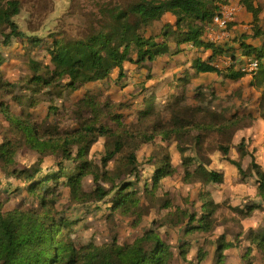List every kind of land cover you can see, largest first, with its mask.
<instances>
[{
  "label": "trees",
  "instance_id": "trees-1",
  "mask_svg": "<svg viewBox=\"0 0 264 264\" xmlns=\"http://www.w3.org/2000/svg\"><path fill=\"white\" fill-rule=\"evenodd\" d=\"M231 1H100L89 14L88 24L77 33L79 38L73 39L65 30L41 36L37 27L25 33L15 22L24 10V0H0V40L6 46L14 39L19 41L10 53L14 62L0 53V173L5 176L0 177V264H172L178 256L182 264H209L213 255L216 264H229L227 237L239 242L248 229L242 259L246 264H264V235L256 236L247 225V221L264 222L262 205L248 206L244 220L249 219L244 221L234 216L237 209L231 188L222 190L220 202L211 201L209 187L224 184V173L207 170L192 148L178 147L177 160L172 156L151 160V175L143 172L137 155L119 159L122 150L132 146L170 150L174 135L221 133L244 125L233 145L250 149L255 198L264 202V90L257 92L253 77L234 65H213L223 51L204 39L207 27ZM240 3L254 16V37L264 36L259 27L261 6L256 7L253 0ZM170 30L196 49L175 53H184L192 62L194 76L175 73L179 64L174 53H156L168 43ZM242 48L264 67V41L261 49L245 43ZM31 55H40L32 66L34 71L47 68L52 72L48 79L33 77L29 81L46 90L51 103L56 102L41 122L22 109L16 93L17 63L30 61ZM147 61L156 65V76L129 79L122 85L129 71ZM62 82L80 86L78 100L65 101ZM114 88L121 93L118 101L112 99ZM162 99L167 102L160 106ZM52 116L58 120L50 121ZM223 150L226 160L246 177L242 166L231 158V148ZM49 158L57 159L56 167L41 175V166ZM65 162L78 164L67 177ZM116 167L130 168L131 176L122 179L115 173ZM8 176L20 181L12 192L4 188ZM99 176L104 183L85 192V183ZM179 184L191 187L185 207H178L177 212L187 219L184 236L205 234L209 244L220 239L216 250L203 246L191 252L185 250L187 243L178 245L160 230H146L149 217L144 204L162 199L158 211L164 218L174 208L171 191ZM12 196L21 201L8 209ZM62 199L68 201V207L59 212L53 201ZM101 203L106 204L108 241L78 244L69 227L77 224L74 213L91 214ZM117 215L130 228L144 232L122 243L120 235L126 226L114 222Z\"/></svg>",
  "mask_w": 264,
  "mask_h": 264
},
{
  "label": "rangeland",
  "instance_id": "rangeland-1",
  "mask_svg": "<svg viewBox=\"0 0 264 264\" xmlns=\"http://www.w3.org/2000/svg\"><path fill=\"white\" fill-rule=\"evenodd\" d=\"M103 1L105 4L108 3L110 0H24V10L22 13L15 18V22L20 26V28L25 32L28 33L29 28H40L39 34L41 36H44L46 32L49 31H60L65 30L68 34H71V37L73 39L79 38L77 33L79 30L84 26L85 24H88L89 21V14L93 11V8L95 7L96 2ZM30 30V29H29ZM31 31V30H30ZM182 36L178 34L175 30H170L169 32V39L166 46H169V43H177L176 41L179 40ZM183 42H178L177 45H175V48L181 49V43L184 44H190L184 41V39H181ZM19 41L17 39H14L12 44L10 46H6L3 44L2 40H0V53L7 56L8 60L11 62H14L13 59L10 57V53H14V50L18 48ZM177 51V52H178ZM170 52V49H163V51H160V55ZM176 53V52H175ZM174 53V54H175ZM173 54V53H168ZM184 55V53H180V55ZM177 55V54H176ZM175 56V55H174ZM40 57V55H38ZM35 55L30 56V61L28 62H19L17 63V74L18 79L15 80L18 85L17 89V95L20 100L22 109L27 112L28 114H31L33 117V120L35 122H41L44 120L48 114V108H50L54 103H51L49 100V97L45 94V91H42L38 85L30 84L29 81L33 77H38L42 79H48L50 78L52 72L51 69L47 68H41L38 71H34L32 69V66L36 64L38 60H40ZM183 59V58H182ZM175 60V59H174ZM185 60V58L183 59ZM177 61V60H176ZM179 64V67L181 66L182 62L177 61ZM191 63L187 61V59L184 62L183 71L185 73H188L191 69H187L185 66ZM155 69L156 65L154 64ZM264 69L260 68V70ZM150 70L154 69L152 68V64L145 63L142 65L141 68H138V71H133L134 73H130V76L122 81V85H124L129 79H135L137 76L143 77L139 79H145V74L149 73ZM259 70V74H260ZM177 74V70L175 71ZM128 74V73H127ZM264 74V73H262ZM153 75V74H152ZM153 76H156L154 74ZM264 76V75H263ZM253 77L254 82L256 81V75H251ZM63 83V86H65V83ZM262 83L259 84L261 87ZM64 95L63 98L65 101L70 104L71 102H74L79 99L81 95V88L80 86H65L64 87ZM261 92V90H259ZM112 99L114 101H118L121 93L118 88H114L112 91ZM60 101H58L59 103ZM167 102V99H162L158 102V105L162 106ZM34 104V107L32 106ZM58 118L56 116H52L50 118V121L56 122ZM174 141H178V139L175 137ZM193 141L191 139L188 140ZM174 142L173 151L172 150H164L161 148H152L149 146H140V147H129V149H124L120 153L119 159L120 160H126L130 154L137 155L139 164L141 166V169L144 170V172L148 175L151 174V168L152 163L151 160L157 159V158H164L166 156H172L174 160L178 159V153L176 152V146ZM194 145L195 144V141ZM185 146L192 148L191 143H186ZM262 151V157H263ZM196 156L199 157L198 153L196 152ZM263 159V158H262ZM56 158H49L47 159L43 165L41 166V175L44 174V172H48L53 170L56 167ZM65 165L67 166V170L65 173V176L69 175L70 168L78 166V164H72L71 162H65ZM98 169V168H96ZM115 173L118 174L122 179H126L127 177L131 176V170L130 168L122 169L120 167L114 168ZM145 176V175H144ZM0 177L3 176L2 173H0ZM4 188L9 191H13L17 186H19L20 181L15 176H8L6 179ZM104 178L98 177L97 179H89L85 185L84 190L85 192L94 191L98 184H103ZM53 183H50V186H52ZM191 189V187H187L183 184H179L176 187H174L171 191V198L174 201V208L172 209L171 213H168L164 218H160L158 207L160 206L158 203L157 205L154 204H144V210L146 214L148 215L149 222L147 224L146 230H160L164 232V236H167L171 239H173L175 242L177 241V244H188L185 250H191L194 249L199 250L201 248L207 247V250H216L219 248L220 239L215 240L212 244H209L206 242V238L208 235L205 234H191L187 237L184 236V228L185 224L187 222V219L182 217L179 213L178 207L183 208L185 207V198L188 196V192ZM211 197L213 196L215 199H218L219 196L222 194L221 192H218L217 189L209 187ZM21 201V197L19 196H12L10 203L8 204L7 208H14L16 205H18ZM54 205L57 209V211L62 212L64 210H67L68 207V201L65 199L59 200V201H53ZM162 202V200H161ZM105 203H101L98 206V209L92 212L91 214H83V211H77L74 213L75 219L77 220V224L70 225V229L76 234V240L78 244L85 245L90 242H93L97 245H101L108 241L109 239V230H108V224L107 219L105 218ZM74 206L71 211H75ZM114 222L118 226H126L123 230V233L120 235L121 242H130L134 240L137 236L140 235V233L144 232L143 229L134 230L128 226V222L122 219L119 215L113 218ZM115 225V226H117ZM114 227L116 230L119 227ZM229 241L231 243H234L230 237H227L226 242ZM213 246V247H212ZM239 246L232 248H229L231 252L235 253L238 257V255H242L243 250L237 253L236 249ZM234 258V257H233ZM232 258V259H233ZM233 263L234 261L231 260ZM216 262V255H213V257L210 259L209 264H215ZM236 262V261H235ZM172 264H182L181 259L179 256L177 259L171 261Z\"/></svg>",
  "mask_w": 264,
  "mask_h": 264
},
{
  "label": "crops",
  "instance_id": "crops-1",
  "mask_svg": "<svg viewBox=\"0 0 264 264\" xmlns=\"http://www.w3.org/2000/svg\"><path fill=\"white\" fill-rule=\"evenodd\" d=\"M255 6L258 5L261 6L259 9V27L261 30H263L264 33V0H253ZM229 6H236V10L234 12V19L228 26V36L226 37V41H215L211 42L208 41L206 36L204 39L210 43H214L217 48H220L223 53L216 56V59L212 61L213 65H216L219 68H225L230 65H234V67L237 69L240 64H243L247 61L248 55L246 53V50L242 48V44L245 43L246 45H252L257 49H261L264 41V36L254 37V34L256 33L257 26L254 24V16L247 11L244 5L240 3V0H233L231 1ZM212 23L209 25L211 26ZM208 26V27H209ZM208 29V28H207ZM214 33L219 34L220 30L218 27H215ZM207 34V33H206ZM183 39L182 37L179 38L176 42H183L181 41ZM177 43H169V46L161 47L156 50V53L161 56L167 53H175L179 50V48H175L174 46L177 45ZM170 49V52H165L160 55V51H163V49ZM181 49H185L188 51L194 52L196 49L193 48L192 44H184L181 43L180 46ZM208 56V54H207ZM177 61H181L182 64L178 68L177 72L178 74H189L190 76L195 75V71L192 69V62L191 65L187 64L185 67L187 69H191L188 71V73H185L183 71L184 62L187 59L185 55L175 54L173 57ZM185 58V60L183 59ZM145 63H149L144 62ZM142 64V65H143ZM152 64L153 70H150L149 73L145 74V76L156 74V69L154 66V63ZM142 65H140L138 68H141ZM138 68L136 70L129 71L130 73H134L133 71H138ZM128 72V75L130 76V73ZM259 72V71H258ZM256 73V81H255V89L257 92L259 90H264V69L260 70V74ZM143 78L142 76L135 79ZM129 81V80H128ZM262 83L261 87L259 84ZM217 105L219 103H216ZM244 125L238 126V127H232L230 129H227L221 133L219 132H212V131H201V132H194L191 134V136H181V135H174L172 138L173 146L170 150L174 147V139L175 137L178 139V141L175 142L176 149L179 148H190L185 146L186 143L192 144V149L194 156L197 158L198 162L202 163L207 170H221L224 173L225 182L222 185H211V188H215L218 190V192L224 191L226 188H231L233 191V197H232V204L236 207L237 211L235 213V218L238 220H244L246 215L248 214V206L253 205V203L262 205L261 212L264 215V202L262 200L255 198V190H256V175L253 173L252 170V163L250 156L247 154L250 149H241L240 147H237L233 145V140L237 134V132L242 129ZM246 127L248 124H246ZM263 136H261L257 143L261 142V139ZM189 139L195 141H188ZM150 147V146H149ZM230 147L231 148V158L234 159L236 162H238L244 172L246 173V177H242L238 174L237 168L230 164L226 160V154L223 150V148ZM173 151V150H172ZM264 151V149H263ZM196 152L198 153L199 157L196 156ZM165 158V157H164ZM262 164L264 166V152L262 157ZM163 158H157V160H160ZM153 166V164H152ZM151 171L153 173L154 168H151ZM144 172V171H143ZM145 173V172H144ZM151 173V174H152ZM146 174V173H145ZM148 174V175H151ZM162 199H158L155 201V205L157 203L161 206L163 203ZM210 200L213 202H220L221 201V195L218 199H215L213 196L210 197ZM159 206V207H160ZM106 207V205H105ZM158 207V208H159ZM150 218V217H149ZM249 218L245 219L244 221L248 220ZM247 225L249 227H252L253 233L256 236H263L264 235V222L260 225H255L252 222L247 221ZM250 229L246 231L243 235V237L239 240V242L232 240L234 243H231L227 241L228 244H231L232 248L233 246L237 247L239 246L236 251L239 254L241 250L244 251V247L246 244H248L247 237L250 233ZM227 240V239H226ZM226 242V241H225ZM221 246V240L219 247ZM228 248L226 250V255L229 256L228 263L229 264H246L243 259L242 255H237ZM255 254H258V249L255 246L254 247ZM234 257V258H233ZM233 258V259H232ZM233 260L234 263L231 261ZM236 261V262H235ZM216 264V262H215Z\"/></svg>",
  "mask_w": 264,
  "mask_h": 264
},
{
  "label": "built area",
  "instance_id": "built-area-1",
  "mask_svg": "<svg viewBox=\"0 0 264 264\" xmlns=\"http://www.w3.org/2000/svg\"><path fill=\"white\" fill-rule=\"evenodd\" d=\"M236 6H226L223 9L221 15L216 16L212 22V25L207 27L206 30V38L208 41H226V37L228 36V26L234 19V12L236 10ZM215 27H218L220 33H214ZM240 72L247 76H251L256 74L260 70V64L258 59L255 57H248L247 61L238 66Z\"/></svg>",
  "mask_w": 264,
  "mask_h": 264
}]
</instances>
